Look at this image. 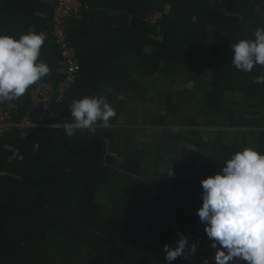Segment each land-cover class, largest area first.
<instances>
[{
	"label": "crops",
	"instance_id": "obj_1",
	"mask_svg": "<svg viewBox=\"0 0 264 264\" xmlns=\"http://www.w3.org/2000/svg\"><path fill=\"white\" fill-rule=\"evenodd\" d=\"M82 3L66 23L80 70L62 113L109 86L117 115L72 137L38 127L0 141V264H168L175 233L205 226L200 181L245 147L264 153V83L208 86L237 69L192 63L232 61L231 45L264 28V0ZM51 17V4L0 0V34L43 32L39 58L54 73Z\"/></svg>",
	"mask_w": 264,
	"mask_h": 264
},
{
	"label": "clouds",
	"instance_id": "obj_2",
	"mask_svg": "<svg viewBox=\"0 0 264 264\" xmlns=\"http://www.w3.org/2000/svg\"><path fill=\"white\" fill-rule=\"evenodd\" d=\"M254 39H239L231 45V64L251 72L264 67V28H256ZM45 34L29 26L18 38L0 34V101L18 99L50 72L41 60ZM264 83V75L253 78ZM113 89L105 86L102 94L74 99L69 107L72 119L63 123L68 137L77 130L95 131L96 126L111 128L117 113L108 100ZM172 132L179 131L177 126ZM171 167L167 173L171 175ZM201 206L197 215L215 249V264H229L234 259L247 264H264V153L245 147L227 159L220 171L200 181ZM188 241L182 235L175 248L164 245L165 260L180 257ZM219 245V246H218ZM195 252V244L190 245Z\"/></svg>",
	"mask_w": 264,
	"mask_h": 264
},
{
	"label": "built area",
	"instance_id": "obj_3",
	"mask_svg": "<svg viewBox=\"0 0 264 264\" xmlns=\"http://www.w3.org/2000/svg\"><path fill=\"white\" fill-rule=\"evenodd\" d=\"M39 1L52 6L50 36L59 52L63 65L54 73L49 72L46 74L42 80L35 83L34 87L28 91L26 97L28 107L23 115L18 116L19 98L11 101H0V138L11 132L24 137L38 127L64 130L63 123L70 121L69 118L62 114L61 107L72 84L78 78L80 67L76 54L68 42L66 23L80 12L83 8V3L82 0ZM157 19L158 17L153 15L148 17L147 21L154 23ZM53 74L61 75L62 79L55 83ZM181 235L187 239L188 245H186L182 255L176 260H180L185 264H209L215 262L214 255L216 250L210 247L211 240L204 232V227L183 228L177 231L172 238L170 248L177 246V241ZM192 244H195V252L190 250V245ZM167 263L169 264V262ZM229 264H247V262L234 259Z\"/></svg>",
	"mask_w": 264,
	"mask_h": 264
},
{
	"label": "rangeland",
	"instance_id": "obj_4",
	"mask_svg": "<svg viewBox=\"0 0 264 264\" xmlns=\"http://www.w3.org/2000/svg\"><path fill=\"white\" fill-rule=\"evenodd\" d=\"M196 65L200 64V63H204L206 66H208V68H212L214 71H216L217 73L221 71V66H225L226 68L230 67L231 66V61L230 60H225L223 62H212V61H208V62H192ZM259 68V69H263L264 67H261L259 65H256L254 66V68ZM230 69V68H228ZM187 69H185L186 71ZM253 70H251L252 72ZM189 72L192 74L191 77H196L194 74V71H192V69L189 70ZM234 72H236L238 75L237 76H234V77H226V76H208L205 78V82L203 81V78L201 76V78H197L196 77V80H195V83L198 84H210V86H221V85H227V82L230 81V80H233V82H239V81H242V84H243V81H245V84H243V86L246 87V90H250L252 88H256V89H262V86L263 83H255L253 81V78L256 77V76H262V70H259V71H255V75L254 76H250L249 73L250 72H243V71H240V70H235ZM260 73V74H259ZM238 77V78H237ZM198 79L200 80V82H198ZM247 82V83H246ZM229 84V83H228ZM250 87H249V86ZM253 86H256V87H253ZM221 96L222 94L221 93H217L216 94V97H218V99H221Z\"/></svg>",
	"mask_w": 264,
	"mask_h": 264
},
{
	"label": "trees",
	"instance_id": "obj_5",
	"mask_svg": "<svg viewBox=\"0 0 264 264\" xmlns=\"http://www.w3.org/2000/svg\"><path fill=\"white\" fill-rule=\"evenodd\" d=\"M62 79V76L61 75H58V74H55L54 77H53V80L55 83L59 82L60 80ZM35 85V84H34ZM34 85H32L24 95H22L21 97H19V100H18V105H19V113H18V116H21L25 113V111L27 110V107H28V101L26 99L27 97V93L30 89H32L34 87ZM61 111H62V107H61ZM63 114V113H62ZM14 137H18V134L15 133V132H11L7 135H5L4 137L0 138V141L4 140V139H10V138H14Z\"/></svg>",
	"mask_w": 264,
	"mask_h": 264
}]
</instances>
